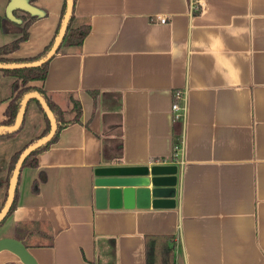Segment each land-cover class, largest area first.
I'll use <instances>...</instances> for the list:
<instances>
[{
  "label": "crops",
  "instance_id": "obj_1",
  "mask_svg": "<svg viewBox=\"0 0 264 264\" xmlns=\"http://www.w3.org/2000/svg\"><path fill=\"white\" fill-rule=\"evenodd\" d=\"M9 1L0 0V45L21 34ZM62 1L32 0L46 15L8 57L51 43ZM74 14L90 25L81 45L64 46L31 84L68 117L73 96L81 113L21 170L0 239L22 241L37 264H147V236H171L174 264H264V0H75ZM11 96L0 71V121ZM43 126L31 102L23 129L0 136V178ZM151 163L178 166L173 207L135 197L95 207L96 167ZM0 264L24 263L2 249Z\"/></svg>",
  "mask_w": 264,
  "mask_h": 264
},
{
  "label": "trees",
  "instance_id": "obj_2",
  "mask_svg": "<svg viewBox=\"0 0 264 264\" xmlns=\"http://www.w3.org/2000/svg\"><path fill=\"white\" fill-rule=\"evenodd\" d=\"M26 1L32 6H34L32 4V0H26ZM74 4H75V0H73V9L69 16V21H68L65 35L63 37V40L60 46L58 47L54 55H56L64 46L65 47L80 46L84 37L89 31L90 25L88 22L83 21L82 23H79L77 21V17L74 14ZM67 5H68V0H63L62 5H61V10H60V19H59V23L57 26V31L51 43H49L43 49V51H41L37 55L28 57V58H21V59L12 58L8 56L19 47V44L22 41H24L27 38L28 26L30 25V23L42 16H45L46 12L42 11L36 6H34L37 9V12L35 13L25 12L21 10L23 15L22 14L16 15V11L18 9L13 10L12 15L14 17V20H16L22 27L21 34L15 39H13L12 41L5 43L3 45H0V63L2 64L32 63V62H36L38 60L43 59L48 54V52L51 50L55 40L58 37V34L60 32V29L63 23L64 15L67 10ZM49 61L50 59L42 63L41 65L35 66V67L9 68V69L0 68V71L4 75H7L12 78V96H11V99L7 103V106L4 111V118L0 121V125L12 126L16 123L18 119L22 99L24 95L29 92H37L42 96V98L44 99L48 107L50 108L52 115H53L54 122H55V132L52 135V137L46 142H44L42 145H40L38 148L33 150L22 162L19 175L15 183L11 207L6 217L0 222V226L4 223L6 218L12 213V211L15 209L17 205L18 197H19L18 185H19L21 170L25 167L36 166V155L39 152L47 149L49 145L56 140L58 133L60 132L62 128L74 122H77L79 119V115L81 113L80 103L73 96H70L71 111L73 112V115L72 117H68L67 112L63 110L50 97V95L45 90L31 84V82L33 81H41L45 78L47 74V66H48ZM31 102L35 103L38 111L42 114L43 120H44V126L39 135H36L30 138L21 147L15 150L9 157L7 161L6 169H5V174L2 178H0V187L4 189V196H3L2 204L0 206V212L5 205L10 179L12 177L14 167L21 153L28 146L34 144L38 140L47 136L51 130L50 121L47 117L45 110L42 107L40 100L37 97H30L27 101L26 109ZM25 113H26V110H25ZM24 118H25V115H24ZM23 126H24V119H23L21 126L17 130H14V131L0 130V136L5 137V138H13L23 129ZM33 191H37L36 182H33ZM170 238L171 236H147L146 237L147 264H174L173 247H168L167 245L168 240Z\"/></svg>",
  "mask_w": 264,
  "mask_h": 264
},
{
  "label": "water",
  "instance_id": "obj_3",
  "mask_svg": "<svg viewBox=\"0 0 264 264\" xmlns=\"http://www.w3.org/2000/svg\"><path fill=\"white\" fill-rule=\"evenodd\" d=\"M15 9L30 13L37 12V9L26 0H10L6 7V15L8 18L14 20L12 11ZM72 9L73 0H68L67 10L58 37L51 50L43 59L32 63H0V68L35 67L51 59L63 40ZM30 97H37L40 100L50 121L51 130L47 136L28 146L17 160L10 179L6 202L0 212V222L6 217L11 207L15 183L22 162L33 150L49 140L55 132V122L52 112L42 96L37 92H29L24 95L16 123L12 126L0 125V130L14 131L21 126L25 115L26 104ZM177 179L178 166L174 163H151L144 166L109 165L96 167L94 169L95 207L98 209L113 208L120 204L122 198L127 202L128 199L133 197L140 201H148L151 199L149 204L153 208L162 206L173 207L176 202ZM2 249H7L16 254L24 264H37L22 241L18 239L1 238L0 250Z\"/></svg>",
  "mask_w": 264,
  "mask_h": 264
},
{
  "label": "built area",
  "instance_id": "obj_4",
  "mask_svg": "<svg viewBox=\"0 0 264 264\" xmlns=\"http://www.w3.org/2000/svg\"><path fill=\"white\" fill-rule=\"evenodd\" d=\"M158 23H165L167 21L166 17L155 16L153 18ZM186 95L184 90H176L173 94V101L171 103V110L173 112V117L176 120H184L186 115ZM180 150V148H179Z\"/></svg>",
  "mask_w": 264,
  "mask_h": 264
},
{
  "label": "rangeland",
  "instance_id": "obj_5",
  "mask_svg": "<svg viewBox=\"0 0 264 264\" xmlns=\"http://www.w3.org/2000/svg\"><path fill=\"white\" fill-rule=\"evenodd\" d=\"M79 23H82V21H79ZM34 107H35V109H36V111L37 112H39L38 111V109H37V107H36V105H35V103H34ZM64 110V109H63ZM40 113V112H39ZM40 115L42 116V114L40 113ZM42 118H43V116H42ZM44 121V120H43ZM31 130V129H30ZM41 132V131H40ZM40 133H38L37 135H39ZM36 136V135H35ZM4 195V194H3Z\"/></svg>",
  "mask_w": 264,
  "mask_h": 264
}]
</instances>
